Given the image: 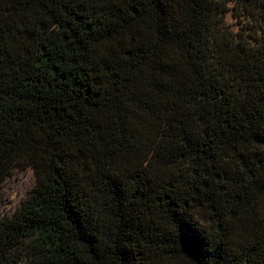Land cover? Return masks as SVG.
Here are the masks:
<instances>
[{"label": "trees", "instance_id": "obj_1", "mask_svg": "<svg viewBox=\"0 0 264 264\" xmlns=\"http://www.w3.org/2000/svg\"><path fill=\"white\" fill-rule=\"evenodd\" d=\"M14 167L0 264H264V0H0Z\"/></svg>", "mask_w": 264, "mask_h": 264}, {"label": "rangeland", "instance_id": "obj_2", "mask_svg": "<svg viewBox=\"0 0 264 264\" xmlns=\"http://www.w3.org/2000/svg\"><path fill=\"white\" fill-rule=\"evenodd\" d=\"M227 22L234 31L243 29V24L246 23L245 19L237 18L232 13L228 15ZM37 183L36 172L31 167H14L9 171L0 183V222L14 215L23 202L31 196Z\"/></svg>", "mask_w": 264, "mask_h": 264}]
</instances>
